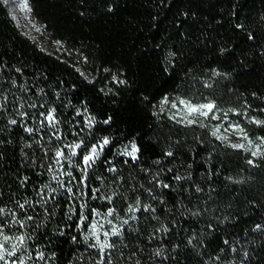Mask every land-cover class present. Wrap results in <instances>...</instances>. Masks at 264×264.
I'll return each instance as SVG.
<instances>
[{
  "label": "trees",
  "instance_id": "trees-1",
  "mask_svg": "<svg viewBox=\"0 0 264 264\" xmlns=\"http://www.w3.org/2000/svg\"><path fill=\"white\" fill-rule=\"evenodd\" d=\"M22 2L0 0V224L27 264H264V0ZM93 224L120 229L103 253Z\"/></svg>",
  "mask_w": 264,
  "mask_h": 264
},
{
  "label": "snow or ice",
  "instance_id": "snow-or-ice-1",
  "mask_svg": "<svg viewBox=\"0 0 264 264\" xmlns=\"http://www.w3.org/2000/svg\"><path fill=\"white\" fill-rule=\"evenodd\" d=\"M20 7L22 9H27L28 8V3L27 0H23V2L20 4ZM168 102V98L165 97L164 101H162V103H167ZM179 103L181 105H184L186 108V114L184 115V121H186V123L188 124H193L195 123V120L193 119H189L188 116L191 114H197L199 116H203V117H207L209 112H211L214 109V105L212 103H208V104H203V105H192L187 101L184 100H180ZM0 107H2V105H0ZM21 107H23V105L21 104ZM29 107H35V105H30ZM173 108H176L177 105L175 103L172 104ZM55 109H52L51 111H49L47 113V115L44 116V119L51 125V126H55L56 124V118H55ZM21 116H25L26 113H19ZM79 114V113H78ZM179 114V113H177ZM41 115H44L43 113ZM227 117V114L225 113V118ZM218 117L213 116V119H217ZM110 119V118H109ZM92 120L89 119L88 121V125L91 126L92 124ZM109 121L105 120L104 123L107 124ZM254 123L258 124V125H264V121H259V120H255L253 121ZM10 124L15 125L17 124V120L12 119L9 121ZM43 123V121H42ZM203 126V125H201ZM232 129L235 132H238L243 139L248 140V146L246 147L245 144L243 143H237V144H232L231 147L233 148H237V149H245L246 151L251 150V148L253 147V142L248 139V135L246 132H244V130L242 128L239 127V125H232L231 126ZM220 130V126L218 125L215 130L212 131V135L215 136L217 139H227V137L225 136H220L218 135ZM25 131L31 133L33 131V129L31 128H25ZM260 139V143L254 145L255 147V151H251V155L252 156H257V155H264V151H262V146H264V137L259 138ZM110 143V140L105 137L102 141V143H100L99 145H93L90 149V151L88 152V154L83 156V164L87 167L91 166V163L95 162V159L100 155V152L103 151L104 147L107 146ZM66 148L69 149L70 152V156L68 157L69 159V163H71L70 157H74L77 155V149L81 148V144H72V145H67L65 146ZM99 149V150H98ZM138 152V149L136 147V145L133 143L131 146V151H125L123 154L127 155L129 157H131L133 160H135L136 157V153ZM168 156H171L172 153H167ZM55 157H56V163L59 164L61 159L65 158V153L64 150H57L55 152ZM249 163H251V161H249ZM109 171H115V169H109ZM68 175H71V173H68ZM27 178H25L26 180ZM53 179H57L56 176H53ZM176 180H180L182 179V177H175ZM45 187H48L47 185H45ZM163 187L167 188L169 187V185L165 184L163 185ZM55 191V190H53ZM69 192H71V189H68ZM93 191H99L98 189H95ZM197 191H199V189H197ZM95 198V197H93ZM109 201H111V197H108ZM27 203V201L25 202ZM137 204L139 205V201H137ZM25 204H19V208L20 209H24ZM138 208H133V207H129L128 211L129 212H134L137 211ZM145 210L147 211L148 208L145 207ZM6 210L2 207H0V216H3L5 214ZM13 215V219H12V223L13 224H19V226L21 228H23L26 224V220H31L32 217H27L26 220H19L15 218V213L12 214ZM96 215H99V213H96ZM113 215V210L109 209L107 212V216H111ZM86 219L85 217H82V220ZM109 223H111L109 221ZM124 223L126 224L127 221L125 220ZM259 227V226H258ZM4 225L0 224V262H3V264H27L28 261H32L33 257L31 255V253H27V255H24L23 253L27 251V239H30V237L27 236V234L25 233H21L19 235H16L14 237L12 236H8L4 233L3 231ZM120 234V229L113 227L111 230V233L109 232H104V241H101L100 236L97 234V228L96 225L93 224L92 225V230L90 232V235L92 237H94L95 239V243L90 245V247H96L99 249V251L101 253L104 252L105 249L107 248H111L113 247L112 244L108 243L107 238L109 235H113V236H117ZM88 237H85V240H87ZM189 243H191V241H189ZM227 243V241L225 242ZM18 253H21L20 255H18ZM36 259L38 260H44L45 259V255L43 252H39L37 254ZM103 264V262H102Z\"/></svg>",
  "mask_w": 264,
  "mask_h": 264
},
{
  "label": "rangeland",
  "instance_id": "rangeland-1",
  "mask_svg": "<svg viewBox=\"0 0 264 264\" xmlns=\"http://www.w3.org/2000/svg\"><path fill=\"white\" fill-rule=\"evenodd\" d=\"M99 150V149H98ZM125 151H131V148H124L121 150L122 153H124ZM127 156V155H126ZM136 156H137V153H136ZM129 157V156H128Z\"/></svg>",
  "mask_w": 264,
  "mask_h": 264
}]
</instances>
